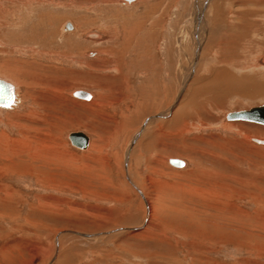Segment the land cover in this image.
Returning <instances> with one entry per match:
<instances>
[{
    "label": "rangeland",
    "instance_id": "374dc122",
    "mask_svg": "<svg viewBox=\"0 0 264 264\" xmlns=\"http://www.w3.org/2000/svg\"><path fill=\"white\" fill-rule=\"evenodd\" d=\"M263 36L264 0H0V65L35 74L0 109V264H264V136L239 133L264 126L224 119L264 103Z\"/></svg>",
    "mask_w": 264,
    "mask_h": 264
},
{
    "label": "bare ground",
    "instance_id": "6f19581e",
    "mask_svg": "<svg viewBox=\"0 0 264 264\" xmlns=\"http://www.w3.org/2000/svg\"><path fill=\"white\" fill-rule=\"evenodd\" d=\"M136 1H138V0H134V1H132V2H130V3H127V2H124V0H120V4L122 5V6H132L133 5V3L134 2H136ZM220 6H216V9L217 8H219ZM226 10V9H225ZM238 13H240V12H238ZM217 17H218V19H216V17H215V19H214V21H216L217 23L215 24L216 26L217 25H219V26H223V25H228V24H230V30L229 31H231L233 28H239V27H243V24L241 23L242 21V19L243 18H238V20L237 21H235V23L233 22V21H230L229 19H227V14L225 13H222L221 12V10H220V12L218 13V15H217ZM230 17H232L231 15H230ZM237 17V16H236ZM244 17V16H243ZM234 18V17H233ZM70 24V26H71V29H66V27H65V25L66 24ZM134 25V24H133ZM59 26H60V30H61V36H64V35H67V34H69V33H72V32H74L75 30H77L75 27H74V25L71 23V21L69 22V21H66V22H64V23H61L60 22V24H59ZM228 28V27H227ZM260 28V27H259ZM226 30V29H225ZM198 31V30H197ZM58 32V31H57ZM98 32V31H97ZM100 33V32H99ZM228 33V32H227ZM89 34H92V33H85L82 37H84V38H86V37H88V35ZM78 35H79V33H78ZM94 37H96L97 36V38L100 40L102 37H101V35H99V34H96V33H94V34H92ZM104 35V34H103ZM224 35V34H223ZM72 37V36H71ZM79 37H80V35H79ZM249 37H250V35H249ZM264 37V36H263ZM67 38H70V37H65L64 38V41H65V39L67 40ZM248 40V39H247ZM130 41V40H129ZM71 42V41H70ZM65 43H67L68 44V41L67 42H65ZM234 44V43H233ZM238 47H240V46H238ZM243 48V47H242ZM256 48V47H255ZM258 48V47H257ZM241 49V48H240ZM253 49V48H252ZM263 49H264V47H263ZM262 49V50H263ZM110 50V49H109ZM112 50V49H111ZM114 50V49H113ZM236 50V49H235ZM25 51H27V50H25ZM95 54H96V52H94ZM93 52L92 53H89V57H93V56H95V54H94ZM99 54V53H98ZM97 55V54H96ZM102 55V54H101ZM107 55H110V54H107ZM116 55V54H115ZM230 55V54H229ZM87 56V55H86ZM113 56V55H112ZM234 56V55H233ZM94 58V57H93ZM95 58H97V57H95ZM110 58V57H109ZM111 59H113V58H111ZM262 59H264V58H262ZM222 61V60H221ZM108 62V56H107V59H105V60H103V61H101V64L103 63V64H105V63H107ZM18 65H20V64H18V63H15V62H12V61H10V60H3V64L2 65H0V78L1 79H4L5 81H7V82H9L11 85H12V87H13V95H14V98H13V102H12V105H10L9 107H12L16 102H17V97H16V95L18 94V85L20 86V85H22L23 87H24V89H26L27 91H25V94H24V98L25 97H27L29 94H30V91H31V89H33V83L32 84H29V82L27 83V82H25L24 80H20V79H16L15 77H17V76H21V75H24V76H32V75H34L35 76V74L34 73H30V71H28V67H30L31 66V63L30 62H24L23 63V65L25 66V68H22V66H20V68H22L21 70H20V68H18L19 66ZM18 66V67H17ZM34 68V67H33ZM32 68V69H33ZM41 68V67H40ZM53 70L55 69V71H57L58 69L56 68V67H51ZM193 72V71H192ZM216 72H218V71H216ZM190 73V72H189ZM77 74V73H76ZM98 77V76H97ZM220 77V76H219ZM7 78L8 79H10V80H15V83H12L11 81H9V80H7ZM76 78V77H75ZM220 79V78H219ZM211 80V79H210ZM215 80H217L216 78H215ZM254 80V79H253ZM95 81V80H94ZM212 81H213V79H212ZM216 81H213V83H215ZM76 86V85H75ZM259 86V85H258ZM55 89V88H54ZM53 89V91H55ZM78 90H81L80 88H78V89H75V90H73V91H70V95L73 97V92H75V91H78ZM263 90H264V88H263ZM81 91H86V90H81ZM56 92V91H55ZM86 92H88L89 93V91H86ZM103 92V91H102ZM262 92V91H261ZM98 93V92H97ZM258 93V92H257ZM260 93V92H259ZM258 93V94H259ZM104 94V93H103ZM102 95V94H101ZM104 96H106L105 94H104ZM104 96H100V93L99 94H96L95 93V95L93 94V93H91V103H93V102H96L97 100V102L96 103H102V104H104V101H105V99L107 98V97H104ZM29 98V97H28ZM82 101H84L83 99H81ZM88 102V101H87ZM95 103V104H96ZM94 104V103H93ZM84 105V104H83ZM88 105V104H87ZM106 106V105H105ZM9 107H0V109H7V108H9ZM31 114H33V115H35L36 113L35 112H31ZM225 115L226 114H224V119H225ZM159 116H162V115H159ZM146 122V121H145ZM227 122H230V121H227ZM227 122L226 121H224V125L226 126V125H228L227 124ZM231 122H234V121H231ZM235 122H241V121H235ZM244 122H247V121H244ZM243 122V123H244ZM249 123H252V124H256V125H259V126H264V125H262V124H257V123H254V122H249ZM234 125V124H233ZM232 126V125H231ZM227 127V126H226ZM233 127V126H232ZM143 128V127H142ZM240 129V131H242V133L241 132H239L240 134H243V136H245L246 134V137L249 135V134H260V135H263L264 136V131L262 130H260L259 132H258V130H256V129H258V128H255V127H247V126H244V127H240L239 128ZM238 132V131H237ZM246 133V134H245ZM245 134V135H244ZM256 137V136H255ZM89 138V137H88ZM243 138V137H242ZM257 138V137H256ZM235 140V139H234ZM252 141H257V143L258 144H263L264 143V141H262L261 139L260 140H258V139H252ZM237 142V141H236ZM91 141H90V138H89V142H88V146H87V149L84 151V152H87L88 150H89V148H90V146H91ZM237 145V144H236ZM184 146V145H183ZM92 147V146H91ZM245 150V149H244ZM256 151H258V152H260L259 150H256ZM257 152V153H258ZM256 153V152H255ZM211 154V153H210ZM231 154V153H230ZM262 154V153H261ZM214 155V154H213ZM216 156V155H215ZM215 156H213V158H216ZM234 158V157H233ZM169 159V158H168ZM232 162H230V164H231ZM234 166V165H233ZM235 173V172H234ZM244 173V172H243ZM250 173H252V172H250ZM249 173V176L251 177V174ZM210 175V174H209ZM220 176L219 177H221V181H225V180H227V177H225L223 174H219ZM244 175H245V173H244ZM253 175V174H252ZM214 176H216V175H214ZM217 177V176H216ZM216 177H214V179L216 178ZM245 177V176H244ZM248 177V176H247ZM260 177H262V175L260 176ZM259 177V178H260ZM253 178V177H252ZM220 179V178H219ZM235 180L236 182H238L239 183V181H241V180H238V179H236V178H234V177H230V178H228V180ZM219 182V181H218ZM223 183H225V182H223ZM233 183V182H232ZM244 183V182H243ZM243 183H241V184H243ZM237 184V183H236ZM236 184H235V186H236ZM244 185H246V183L244 184ZM237 186H240V184L239 185H237ZM246 186H248V184L246 185ZM246 186H243V187H246ZM242 187V188H243ZM241 188V187H240ZM247 188V187H246ZM260 189V188H259ZM233 190V189H232ZM231 190V191H232ZM263 191V190H262ZM261 191V192H262ZM221 192V191H220ZM246 192V191H245ZM260 192V191H259ZM258 192V193H259ZM223 194V193H222ZM233 193H230V198H232L231 197V195H232ZM218 196V195H217ZM222 196H224V195H222ZM227 196H228V194H227ZM227 196H225V197H227ZM261 198V197H260ZM264 200V199H263ZM256 201H257V199H256ZM264 204V203H263ZM264 213V212H263ZM232 215V214H231ZM238 216V215H237ZM258 219V218H257ZM262 219V218H261ZM264 226V225H263ZM238 229V228H237Z\"/></svg>",
    "mask_w": 264,
    "mask_h": 264
},
{
    "label": "water",
    "instance_id": "95a60500",
    "mask_svg": "<svg viewBox=\"0 0 264 264\" xmlns=\"http://www.w3.org/2000/svg\"><path fill=\"white\" fill-rule=\"evenodd\" d=\"M134 0H124V2L130 3ZM66 29H71L70 24L65 25ZM73 97L88 100L91 98V94L86 91H75L73 92ZM13 87L12 85L0 78V107H9L13 102ZM226 121H247L254 122L257 124L264 125V103L260 106L250 107L247 110H239L228 112L225 115ZM70 145L76 149L85 151L88 146L89 138L88 136L81 132L75 131L70 132L67 136ZM169 165L175 168H183L185 163L181 159H169Z\"/></svg>",
    "mask_w": 264,
    "mask_h": 264
},
{
    "label": "crops",
    "instance_id": "0c3cea01",
    "mask_svg": "<svg viewBox=\"0 0 264 264\" xmlns=\"http://www.w3.org/2000/svg\"><path fill=\"white\" fill-rule=\"evenodd\" d=\"M84 100V99H83ZM88 100H90V99H88ZM88 100H85V101H88Z\"/></svg>",
    "mask_w": 264,
    "mask_h": 264
}]
</instances>
